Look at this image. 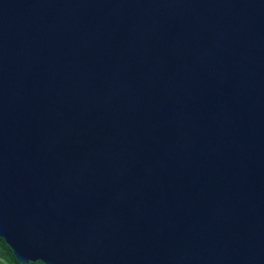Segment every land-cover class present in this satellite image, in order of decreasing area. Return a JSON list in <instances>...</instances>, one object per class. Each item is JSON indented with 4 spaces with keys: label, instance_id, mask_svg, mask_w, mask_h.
I'll return each instance as SVG.
<instances>
[{
    "label": "water",
    "instance_id": "obj_1",
    "mask_svg": "<svg viewBox=\"0 0 264 264\" xmlns=\"http://www.w3.org/2000/svg\"><path fill=\"white\" fill-rule=\"evenodd\" d=\"M0 238L264 264V0H0Z\"/></svg>",
    "mask_w": 264,
    "mask_h": 264
},
{
    "label": "trees",
    "instance_id": "obj_2",
    "mask_svg": "<svg viewBox=\"0 0 264 264\" xmlns=\"http://www.w3.org/2000/svg\"><path fill=\"white\" fill-rule=\"evenodd\" d=\"M0 253L5 256L10 262H13L14 264H19L15 257L12 254V250L10 247L4 242L2 238H0ZM28 264H43L40 261L36 262H29Z\"/></svg>",
    "mask_w": 264,
    "mask_h": 264
},
{
    "label": "rangeland",
    "instance_id": "obj_3",
    "mask_svg": "<svg viewBox=\"0 0 264 264\" xmlns=\"http://www.w3.org/2000/svg\"><path fill=\"white\" fill-rule=\"evenodd\" d=\"M0 264H14L13 262H10L5 256H3L0 253Z\"/></svg>",
    "mask_w": 264,
    "mask_h": 264
}]
</instances>
